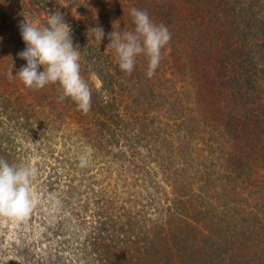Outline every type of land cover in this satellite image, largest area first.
<instances>
[{"label": "trees", "instance_id": "trees-1", "mask_svg": "<svg viewBox=\"0 0 264 264\" xmlns=\"http://www.w3.org/2000/svg\"><path fill=\"white\" fill-rule=\"evenodd\" d=\"M119 1L0 0V8L8 12L0 21V158L22 164L23 151L28 155L29 149L25 143L32 141L39 143L35 155L42 162L32 184L41 181L39 204L26 219L0 228V264H264V220L242 234V245L226 247L232 229L215 235L206 220L211 209L219 208L220 198L233 201L243 188L249 189V174L264 167V0H184L183 10L206 7L223 13L219 8L225 3L233 10L224 19L217 15L223 22L216 28L209 23L212 33L203 32L205 22L202 26L200 21L201 35L186 41L177 57L166 49L160 76L138 82L120 70L107 46L108 29L103 28L100 43L93 26L75 18L81 12L84 19L105 24L106 17L118 16ZM128 1L126 5L146 10L156 24L168 27L173 33L169 43L185 38L169 28L176 22L168 0L158 6ZM102 6L107 16L96 18L95 9ZM19 8L38 27L44 23L40 16L59 10L72 28L73 42L80 46L81 75L92 92L88 113L64 99L75 122L71 109L54 115L53 106L41 110L40 96L57 90L59 96V86L37 90L7 75L13 62V75L26 65L17 55L26 47L22 21L14 18ZM184 11L181 19L188 16ZM231 19L232 27L239 24L234 32ZM117 25L115 20L113 30ZM61 117L67 124L72 119L69 130L78 141L68 148L66 143L73 141L68 136L57 150L52 136ZM20 139L23 143L16 144ZM86 146L94 153L89 166L80 168L77 156ZM167 147L170 158L184 163L177 168L181 181L179 175L172 184L185 193L162 199L170 206L153 208L150 216L135 196L146 180L142 152L166 154ZM260 183L264 188L263 179ZM187 205L194 215L185 216Z\"/></svg>", "mask_w": 264, "mask_h": 264}, {"label": "clouds", "instance_id": "clouds-1", "mask_svg": "<svg viewBox=\"0 0 264 264\" xmlns=\"http://www.w3.org/2000/svg\"><path fill=\"white\" fill-rule=\"evenodd\" d=\"M134 29L122 34L113 31L107 34L109 46L114 50L122 72L131 74L137 58H147L146 75L151 78L162 60V51L171 40L167 26L156 24L146 10L131 8ZM20 35L26 47L17 55L26 61L15 75L14 62L7 75L16 76L25 87L37 90L47 85H58V101L69 98L79 111L88 113L92 105V92L81 75L80 46L74 44L72 28L64 15L55 10L48 13L46 26L38 27L24 19L19 24ZM100 43L105 37L103 28L91 29ZM94 149L86 146L77 156L78 166H89ZM37 169L31 164H13L0 158V216L17 221L26 219L33 211L35 200L32 184Z\"/></svg>", "mask_w": 264, "mask_h": 264}, {"label": "rangeland", "instance_id": "rangeland-1", "mask_svg": "<svg viewBox=\"0 0 264 264\" xmlns=\"http://www.w3.org/2000/svg\"><path fill=\"white\" fill-rule=\"evenodd\" d=\"M145 1L155 6H158V4L161 2V0H145ZM128 2H129L128 0H120L119 6H118V16L116 18H114V16L106 17L105 21L107 23L105 24H102L103 22L102 23L93 22L94 19L92 20H88L89 18L84 19L86 17H84V15H82L81 12H78L77 15L79 16L76 15L75 18L88 23V25L91 27L93 26V28H96V27L107 28L108 33H111V31L112 32L114 31L112 28V24L115 23V20H117L118 25H117L116 31L122 34L124 31H131L134 29V25L132 23V17L130 16L129 11L131 8H135V7L132 6L131 4L126 5ZM79 3L84 4V0H79ZM170 4L172 6V10H171L172 12L171 16H173L172 20L176 22V26H172L173 28L172 27H169V28L172 30H176L173 32H178V38H181L179 36V33L184 35L185 38L181 40L180 43H179V39L177 41L176 39H173V41H171V43H169V45L166 46V48L162 51V60L160 62V65L157 68L155 74L151 78H149L146 75L147 70H148L147 58L144 56L138 57L135 69L133 70L131 74H127L128 78L131 76L129 80L132 79L135 82H138L140 80H145V81L155 80V78H157V76H160V73L162 72L161 66L164 63L166 64L168 60L166 57L167 56L166 49L169 50L168 51L169 56L175 55L177 57L179 54V48L182 45H184L186 41H189V39H192V38L194 39L195 37L201 35V30L199 32V29H198L200 21L202 23V26L204 24L203 22H205L203 32L206 31V32L212 33L214 29H211L210 26H214V28H216L215 25L217 26L219 21L223 22L221 19H219L220 17H218L217 15L219 14L223 15V19H224L227 17L229 13H231V10H233L231 5L228 3H225L224 5L220 6L221 8L219 9H222L223 13H220L218 10H216V12H212L213 11L212 9L209 10L206 7L200 8V9L190 8L189 10L184 8V10H187L188 16L181 19L182 14L186 13V11H184L182 8V6L184 5V0H171V1L168 0V6H170ZM223 9L227 13H224ZM105 10H106L105 6L97 7L95 9L96 14H94V16L96 18L100 16L101 17L107 16L104 13ZM7 13L8 12H4L3 9L0 8V21L2 19V16L3 15L5 16V14L7 15ZM15 17H18V20L20 21H24V19H26L29 22H33L31 21V18L29 16H26L24 14V10L20 8L18 9V12L14 14V18ZM40 18H43L42 20L44 21V23L41 25L46 26L48 16L43 17L42 15L40 16ZM209 18L211 19V22H206ZM165 19H167V17ZM233 19L230 20L232 32H234V29H236L239 25V24H236L232 27ZM42 20H40V22ZM180 21L185 24L182 26V23ZM239 21L245 23V21L238 20V22ZM209 23L211 24L210 26H209ZM244 23H241L240 25ZM160 24L161 22L158 23V25ZM118 26H120L124 30H118ZM228 28H229V25L228 27L226 25L225 29L227 31H228ZM172 34L173 33H171V36ZM198 41H201V39ZM186 50H188V48H186ZM165 64H164V67H165ZM91 78H92V82L96 85V87H99L100 86L99 80L95 76H92ZM58 91L59 90L54 92V95L51 94V92H47V93L42 94L43 96H40L41 102H44V104L42 103L40 104L41 110L44 108L45 111L47 110L49 111L51 109L50 107L53 106V109H51V113L52 115H54L56 113H60L61 111H63L64 108H68V111L69 109H71L72 110L71 116H72L73 121L75 122L76 114H74L75 113L74 110L70 107V105L69 106L67 105L66 107H64L65 101L63 102L58 101ZM54 96L57 97V100H55L56 98H53ZM72 119L68 120L69 124L72 122ZM64 121H65L64 117H61V119L57 122V130L54 134V137L52 136L53 141L59 146L57 147V150H61V146H63V143L65 142L64 138L68 139V136L73 139L71 143H66L67 145H69L68 148H70L71 145L74 144V142L78 141V138L75 139L74 134H72L69 130V128L73 129V127ZM58 142L61 145H59ZM82 142H84V140H82ZM19 143L20 144L23 143L21 139L16 141V144L19 145ZM25 145H29V149L26 150L28 152V155H26L25 151H23L24 157L21 158L22 164H31L37 169V173H38L40 169L39 166L42 163L40 161V158L37 155H35L36 148L37 146H39V143L38 142L34 143L31 141V143H27V144L25 143ZM83 148L84 147H82V149ZM169 149L170 147H167L166 154L161 153L159 155H155V154L153 155L150 152L152 150V147H150L149 149L150 151L144 150L142 152L143 160H144V161H141L142 168L144 169L143 170L144 172L142 171L143 172L142 175H143V180L144 179L146 180H145V183L143 184L144 189L141 190L139 193L136 191L137 193H135L136 194L135 196L137 197V200L140 201L139 205L142 206V208L146 209L149 212L150 216L154 214V211H153L154 209L157 210L162 206L167 209L170 206V204H167V202L166 204L165 203L163 204L164 200L173 199L174 196L183 195L185 193L183 188H180L179 190L178 189L176 190V188H173L172 183H175V181H177L175 179L180 175V171L177 168L179 166L180 168L184 167V163L182 164L180 163V158H177V157L170 158L169 153L167 152L169 151ZM157 158H160V159H157ZM170 162L174 163V165L173 164L172 165L173 167H175L174 169H171V173H169L168 171L169 165L171 164ZM262 168L264 167L259 166L258 168H256L255 172H253L252 174H249L248 176V179H250L249 189L245 190L243 188L241 195L238 194L234 197L233 199L234 203L230 204V202H233V201H230L226 198L223 199L219 197L222 200L221 201L222 203L219 204L220 205L219 208L216 210V212L214 209H211V215H206L207 216L206 220H208L207 226L210 225L209 227H207V229L209 231L211 229V233L218 235V233L224 232L227 230L228 232H226L225 234L227 235L232 229V231L229 233V236L231 237L232 240L227 243H224L225 247L228 246L229 244H236L239 242L241 243V241L243 240L242 234L248 229H251L252 231L253 230L251 228L252 225L253 224L258 225V220L260 219L264 220V200L262 197V195H264V188H262L263 184L260 183L262 179L264 180V175H263L264 170ZM114 177H116V173H114ZM132 177H134V175H132ZM39 178L41 179V174L39 175ZM179 179L181 181L182 179L181 175L179 176ZM40 183L35 184V186H33L32 188L33 196L35 200L34 207L37 204H39L38 202L40 201L42 197V194L40 192L41 191V188L39 185ZM132 184H134V181H132ZM130 192L132 193L133 189H131ZM127 198H128V195L125 196V199ZM162 199L163 201L162 203H160ZM195 205L196 204L194 203V207ZM190 209L191 211H189ZM192 209H193L192 207L187 205L184 209L186 210L185 216L189 217V215H194L192 212ZM185 216H183V218ZM168 218L169 217L167 216L164 217V219L166 220H168ZM195 220H198V219H195ZM17 222L19 221L8 218V217L0 216V228L2 226L7 227L10 223L12 226L16 225ZM189 222L191 223V220H189ZM146 230H149V229L143 228V232H147ZM215 239H214V242H215Z\"/></svg>", "mask_w": 264, "mask_h": 264}]
</instances>
